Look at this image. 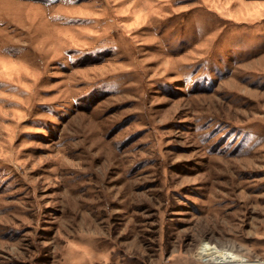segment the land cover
Here are the masks:
<instances>
[{"label":"rangeland","instance_id":"obj_1","mask_svg":"<svg viewBox=\"0 0 264 264\" xmlns=\"http://www.w3.org/2000/svg\"><path fill=\"white\" fill-rule=\"evenodd\" d=\"M204 246L264 262V0H0V264Z\"/></svg>","mask_w":264,"mask_h":264},{"label":"bare ground","instance_id":"obj_2","mask_svg":"<svg viewBox=\"0 0 264 264\" xmlns=\"http://www.w3.org/2000/svg\"><path fill=\"white\" fill-rule=\"evenodd\" d=\"M197 254H199L204 259V262L211 264L233 263L235 262L234 260H236L231 253L218 252L215 249L207 246L200 247L197 251ZM256 264H264V262H257Z\"/></svg>","mask_w":264,"mask_h":264},{"label":"built area","instance_id":"obj_3","mask_svg":"<svg viewBox=\"0 0 264 264\" xmlns=\"http://www.w3.org/2000/svg\"><path fill=\"white\" fill-rule=\"evenodd\" d=\"M233 256L235 257L236 260H234L235 262L230 263V264H252L244 256H241V255L240 256L233 255Z\"/></svg>","mask_w":264,"mask_h":264}]
</instances>
